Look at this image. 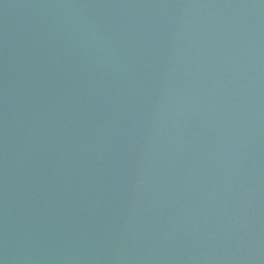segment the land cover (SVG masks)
Instances as JSON below:
<instances>
[{
    "label": "water",
    "instance_id": "water-1",
    "mask_svg": "<svg viewBox=\"0 0 264 264\" xmlns=\"http://www.w3.org/2000/svg\"><path fill=\"white\" fill-rule=\"evenodd\" d=\"M0 264H264V0H0Z\"/></svg>",
    "mask_w": 264,
    "mask_h": 264
}]
</instances>
